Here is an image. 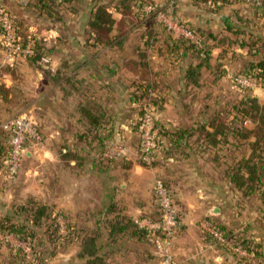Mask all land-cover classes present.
Wrapping results in <instances>:
<instances>
[{
	"label": "rangeland",
	"instance_id": "rangeland-1",
	"mask_svg": "<svg viewBox=\"0 0 264 264\" xmlns=\"http://www.w3.org/2000/svg\"><path fill=\"white\" fill-rule=\"evenodd\" d=\"M48 5L0 0L13 27L12 36L0 27V89L10 91L6 101L0 90V125L25 116L40 138L29 137L23 154L9 166L10 134L2 128L0 264H86L79 257L81 238L97 231L101 217L117 216L133 218L154 237L153 245L145 239L127 241L113 264H161L167 246L183 264L187 256L180 250L192 251L200 238L215 243L214 237L208 239L211 234L221 238L209 219L229 237L225 246H231L232 261L224 264H264V195L237 190L223 174L229 165L254 156L249 143L256 141L260 122L241 114L236 121L234 107L246 95L264 103V79L245 72L249 62L264 57L261 46V53L251 49L259 46L254 35L264 39V0H65ZM99 7L111 14V35L122 40V49L96 44L88 19ZM153 23L211 48L199 85L188 84L185 73L201 57L147 44ZM104 64L114 72L100 69ZM85 106L113 116L112 123L105 121L109 129L101 130L110 135L104 154L85 148L84 136L91 137L88 119H80ZM213 117L246 129L250 137L237 136L235 129L229 142L220 138L210 154L206 132H215L209 122ZM185 127L195 129L191 150L158 135ZM146 128L154 143L159 136L163 143H155L145 163ZM192 149L205 152L197 159ZM260 163L256 157L250 162ZM159 184L170 199L172 217L179 218L171 233L164 225ZM216 184L223 187L215 189ZM112 197L117 208L103 215ZM243 241L250 251L238 246ZM211 245L208 258L223 251Z\"/></svg>",
	"mask_w": 264,
	"mask_h": 264
},
{
	"label": "trees",
	"instance_id": "trees-1",
	"mask_svg": "<svg viewBox=\"0 0 264 264\" xmlns=\"http://www.w3.org/2000/svg\"><path fill=\"white\" fill-rule=\"evenodd\" d=\"M42 1L45 6H48L51 8V5H48L50 1L52 3H56L57 1L64 2L65 0H40ZM141 4V3H140ZM140 8L138 9L141 11L144 8V5L141 4L139 5ZM129 12V11H128ZM129 13H132L131 11ZM134 13V12H133ZM89 26L95 31L96 34V44L98 45H103L105 48H118L122 49L123 44L121 43L122 40H117V38L112 37L111 33L114 30L113 29V18L110 13L107 12V9L103 7H99L98 9H92L90 14H89ZM232 28V26L230 27ZM151 31L149 32L150 39L146 40V43L149 44L150 42L152 43L149 44L151 46L153 45H160V47H167L169 50H171L172 53H178L179 56L181 55L180 53L188 52L191 51L192 54H197L201 57L200 61L196 64H191L190 66L187 67L186 73H185V79H189L188 84H195L199 85L200 83V77L202 75V71H200L203 67V65L209 64L207 61V56L210 52L209 47H207L206 43L203 42V46L201 47L198 45L196 42H193L192 40L185 38L183 36L176 37L171 30L167 26H163L160 24L153 23L151 26ZM196 30V29H194ZM200 35L204 36L206 33L204 31L199 33ZM143 37V36H142ZM152 37V40H151ZM254 39L256 41V44L259 46L257 49L254 51L253 48L252 51L255 53H261V49L259 48H264V39L257 35H254ZM254 44V43H253ZM161 47V48H162ZM253 47V46H251ZM104 48V49H105ZM153 48V47H152ZM123 51V50H121ZM120 51V52H121ZM141 54V53H140ZM143 55V53H142ZM101 57V55H99ZM195 56V55H194ZM143 61V59H141ZM146 60V59H145ZM145 60L141 64H138L140 67L145 65ZM205 62V63H204ZM139 63V61H138ZM248 68L246 69V74L249 78H257V79H264V57H261L259 59H255L248 64ZM100 69H105L109 73H113L114 69L110 67V65L104 64L102 68ZM99 78V77H98ZM183 79V77H182ZM136 85V84H134ZM78 86L81 87L83 86V83H78ZM145 85H138V88H142ZM148 88V87H147ZM1 91L4 92L5 96L4 99L7 101L9 98V92L8 90L5 89V87H1ZM0 91V92H1ZM99 104L100 108L104 111H106V108L102 103H97ZM240 106V109H239ZM235 115L237 117H234V119H239L238 115L241 114L246 116L249 115L251 117H254L255 119H258L260 122V126L257 129V132L259 133L257 136L256 141H252L249 143L253 147V157L249 159H242L239 161L237 164L229 165L228 168L223 172L225 175L224 177L227 180V183L233 182L235 183L237 190L242 189L243 191L246 192H255V191H260L264 195V148L260 149L261 146L264 145V103L260 102V97L259 96H253V95H246L245 97L243 96L242 100L240 101L239 105H235ZM107 112V111H106ZM105 113L101 114L99 113L95 107L91 106H85L82 108V113H81V118L80 119H88V128H90V136L85 135L83 138V142L85 143V148L87 147L88 150H93V148H97L100 150L101 153H106L107 149V139L110 135H102V129L104 126L108 128V124H106L105 121H108L109 123H112V118L113 116L111 114L105 115ZM218 115V114H216ZM221 118H216L213 117L212 119L209 120L211 126L215 128L214 133L206 132V136L209 141V146L208 151L211 154L212 149L215 147L216 144L222 142L223 138L226 140V142H229V136L231 132H233L235 129L237 130L236 135L240 136L241 138L248 139L250 136H246L244 128H236L233 126H228L226 123H221ZM237 121V120H236ZM103 124V127H102ZM233 125V124H232ZM1 126V125H0ZM204 126H206L204 124ZM233 127V128H232ZM3 126L0 128V137L1 132H2ZM4 129V128H3ZM5 132L9 133L10 136L8 137L9 139V150H7V156L11 152V135L12 132L11 130L7 129L4 130ZM156 132V130H155ZM158 132V131H157ZM160 132V131H159ZM158 132V135L165 136L168 140L169 144H173L176 147H184L188 148L191 150V139L195 135V129L193 127H185V128H178L175 131H168L166 129L162 130V134ZM1 141V139H0ZM157 142L158 145H162L163 141H161L160 136L155 140V143ZM262 144V145H261ZM157 146V145H156ZM155 146V147H156ZM142 145H141V155L142 159H145V153L142 151ZM194 150V149H192ZM195 154L190 152L191 156L194 158L200 157L199 154H204L205 151H202V153H199L196 151V149L193 151ZM0 154H2V147H0ZM207 154V153H205ZM202 156V155H201ZM256 157L258 160H260V165L256 166L254 164H250L251 160ZM102 158H105L102 156ZM107 159H110L106 157ZM145 162V160H144ZM197 162V161H196ZM146 163V162H145ZM263 182H261L262 180ZM165 186H167L166 183H164ZM223 187L222 184H216L215 189H221ZM115 191H117V188H114ZM169 190V189H168ZM173 194V193H171ZM175 196V195H174ZM161 206V205H160ZM105 208L102 210V214L105 215L109 214L112 211H115V208L117 206L115 205V201L113 200V197L110 198V205H105ZM43 213L39 211V213L36 215V217H41V214ZM104 218V219H103ZM152 221H157L156 219L154 220V217H148ZM177 221L179 218H177ZM105 221L104 224H101ZM211 220L212 227L216 230H218V234L220 233L221 238L218 239L216 236L213 234L208 237L209 240L210 238H215L213 242L219 244L222 246V248H226L229 251H231L228 247L225 246L224 241H228L227 239L229 238L225 233H224V227H220L219 225L213 224V220ZM97 231L94 232L92 235H86L81 238L80 241V258L86 262V264H113L112 261H114V257L116 252H121L122 254L126 251L125 244L127 241H130L131 239H145L147 241H150L153 245V237L154 235L149 232L144 227H141L140 225H137L134 221L133 218L131 217H124V216H117L113 217V219H105V217H101L97 221ZM105 229H102V228ZM160 235V234H158ZM151 237V238H150ZM247 244L243 241L241 244L238 246L242 249H246L250 251V247L246 246ZM236 246V245H235ZM234 255L239 256L240 258H243V256H240L238 253L234 252Z\"/></svg>",
	"mask_w": 264,
	"mask_h": 264
},
{
	"label": "built area",
	"instance_id": "built-area-1",
	"mask_svg": "<svg viewBox=\"0 0 264 264\" xmlns=\"http://www.w3.org/2000/svg\"><path fill=\"white\" fill-rule=\"evenodd\" d=\"M260 4V2H259ZM0 27L5 29L7 33L11 35L13 27L10 24L9 17L4 12V9L0 7ZM29 53L30 50H27ZM247 79V78H245ZM248 80V79H247ZM4 128L11 130V152L8 157V164L11 166V164L16 163L18 156L22 155L25 147L24 142L29 137H34L37 140H39V135L36 134L34 123L31 118L20 116L17 118H14L7 123L3 125ZM145 137H144V153H145V159H148L149 153L152 150L153 146H155L153 136L151 131L146 128L145 130ZM12 170L15 168L11 167ZM162 185H158V194H159V204L161 205L165 216H164V225L165 228L168 230V233H171V230L174 226L177 224L176 217H172L174 211L173 207L171 206L170 199L167 196L166 192L161 187ZM175 228V227H174ZM215 235H218L216 231H213ZM169 246H167L164 249V261L161 264H179L176 260L173 259L172 255L168 253Z\"/></svg>",
	"mask_w": 264,
	"mask_h": 264
},
{
	"label": "crops",
	"instance_id": "crops-1",
	"mask_svg": "<svg viewBox=\"0 0 264 264\" xmlns=\"http://www.w3.org/2000/svg\"><path fill=\"white\" fill-rule=\"evenodd\" d=\"M4 76H5V78L7 77V75H4ZM181 79H182V77H181ZM182 80H184V79H182ZM184 82H185V80H184ZM0 100H1V97H0ZM215 213H217V211H215ZM195 238H196V236H195ZM210 243L214 244L215 246L217 245L216 243H212V242H210ZM211 244L204 243L202 241V239L200 238V240H198V243L194 244L195 246H194L192 251H189L187 249L180 250V253L182 256H187V259H186V261H184L183 264H208V263L209 264H224V262H230L231 263L232 256H231V253H229L231 251H229L226 248L225 249L223 248L222 252H216L214 250V252H216V253L212 254L211 258H208L206 256V254L209 253L208 251L211 250L210 248L213 247ZM227 244H228V241H226L225 245H227ZM217 247H219V246H217ZM228 248L231 250V246H229ZM217 249L219 250V248H217ZM183 250L188 254H184ZM234 250L236 251L237 249L234 248ZM197 255L201 256L200 259L198 257H195ZM193 258H197L196 261L193 260ZM197 260H199V262Z\"/></svg>",
	"mask_w": 264,
	"mask_h": 264
}]
</instances>
